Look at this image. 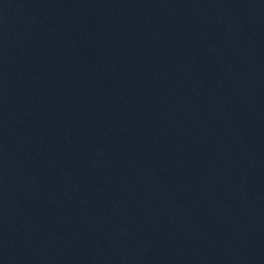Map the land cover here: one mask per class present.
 <instances>
[{
    "label": "water",
    "instance_id": "water-1",
    "mask_svg": "<svg viewBox=\"0 0 264 264\" xmlns=\"http://www.w3.org/2000/svg\"><path fill=\"white\" fill-rule=\"evenodd\" d=\"M0 264H264V0H0Z\"/></svg>",
    "mask_w": 264,
    "mask_h": 264
}]
</instances>
